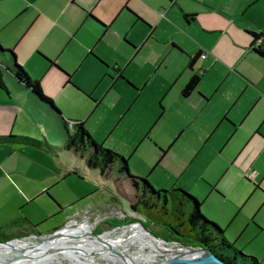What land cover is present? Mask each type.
<instances>
[{
  "label": "crops",
  "instance_id": "obj_1",
  "mask_svg": "<svg viewBox=\"0 0 264 264\" xmlns=\"http://www.w3.org/2000/svg\"><path fill=\"white\" fill-rule=\"evenodd\" d=\"M259 45L264 49V0H0V46L15 53L62 118L17 81L2 53L9 92L0 89V100L16 105L46 138L67 119L83 121L104 146L128 157L130 173L158 190L200 196L201 208L224 215L220 226H234L239 240L260 241L255 248L264 256ZM194 75L199 84L184 96ZM104 100L116 108L108 132L98 133L91 115ZM114 180L120 193L129 189L130 206L136 191ZM43 222L18 220L0 233L21 236Z\"/></svg>",
  "mask_w": 264,
  "mask_h": 264
},
{
  "label": "rangeland",
  "instance_id": "obj_2",
  "mask_svg": "<svg viewBox=\"0 0 264 264\" xmlns=\"http://www.w3.org/2000/svg\"><path fill=\"white\" fill-rule=\"evenodd\" d=\"M3 49L7 50L5 48ZM18 65L20 64L18 63ZM0 94H2L1 90ZM15 106L10 103L8 106H5L0 100V135L29 136L40 141H47L55 148L52 151L45 148L46 146L40 148L32 145H0V230L3 229L2 227L18 220L26 222V220L32 221L40 219L44 222L33 230H37L41 234H48L61 228L68 220L75 218L76 221L70 223L69 228L84 227L91 229L92 233L97 235L98 233L101 235L112 233L121 234L125 231L120 228L115 231L112 230L117 227V223L129 224L136 222V220H141L139 218L140 216L137 217L136 215H128L125 217L120 212L122 211L121 209H119L120 211L108 209V205L112 203L117 205L120 202L123 205H128L126 197L130 195L129 189L122 191L127 192L124 195L118 191V187L115 184L114 177L118 175L117 168L113 167L109 176H101V179H99L100 172L98 169L92 170L87 166L86 157L82 159L79 154H75L72 150L67 151L61 149L67 139L64 128L61 131L53 129V127L48 128V132H46L48 138H46L43 135L42 129L38 128V124L32 121L31 118H27ZM115 108L114 104L110 103V100H104L99 104L95 114L91 115V120L99 130L98 133L108 132L110 116L115 111ZM6 109H9L8 113L5 112ZM71 121L67 119L70 131H72ZM93 139L97 144L103 143L102 138L99 136H96V138L93 137ZM116 145V148L122 149V146H119L120 144ZM58 149H61V151ZM117 153L121 156L123 155L119 152ZM125 157L128 158L127 156ZM75 171L78 174H75ZM70 172L72 174H69ZM130 175L135 176L132 173ZM43 188L44 190L49 189V192L44 193V195L41 194ZM161 190L169 192L172 188ZM34 193H36L35 197L38 199L26 204L31 200L28 196H34ZM189 194L202 203L200 196L197 198L193 194ZM87 211L90 213L93 211L92 215H89ZM200 211L202 216L210 222L218 226L221 225V220L219 219L224 215L218 210L211 209L209 212L200 208ZM118 220L121 222H118ZM220 227L224 230L226 238L236 244L235 246L240 251L246 255L256 257L264 264V256L255 248L258 247L260 241H245V238L239 240L234 226L228 229L226 226ZM151 229L156 235L162 238L167 237V232L164 227L151 224ZM140 234L147 238L144 233ZM3 237L5 238L0 233L1 240H4ZM82 237L87 238L86 235H78L75 239ZM262 243H264V238ZM124 245V242L118 241L110 244V246H114L117 249H124ZM167 248L171 250L168 246ZM134 251L137 253H134ZM144 252V249L130 248L125 253L127 255L134 253L130 256V258L134 259L144 254ZM159 252L162 254L161 251ZM66 254L71 260L75 259V261L77 259L76 257H78V260L80 259L79 261L77 260L79 264H82V260L86 258V255L83 253H79L76 256L74 251L69 253L66 251ZM156 257L158 258L153 260L152 264H162L169 260L165 254H157ZM94 260L97 264H121V261L115 255L113 258L114 261L100 255H96ZM66 263L70 264L68 260H66ZM137 264L151 263L141 260Z\"/></svg>",
  "mask_w": 264,
  "mask_h": 264
},
{
  "label": "trees",
  "instance_id": "obj_3",
  "mask_svg": "<svg viewBox=\"0 0 264 264\" xmlns=\"http://www.w3.org/2000/svg\"><path fill=\"white\" fill-rule=\"evenodd\" d=\"M253 37L255 39L254 43L261 39L258 34H253ZM254 50L264 57V49L260 45L255 47ZM0 53L8 55L17 81L26 87L38 101L47 103L62 118L60 110L56 108L53 101L44 95L40 83L31 80L25 69L18 65L15 53L12 50H4L1 46ZM194 61L195 58L191 59L190 67ZM0 65L3 68L7 66L5 62L0 63ZM199 81L200 76L194 75L183 89V95H190L197 88ZM0 89L9 92L1 69ZM62 124L67 139L61 149L72 150L75 154H79L81 158L86 157L87 166L92 169H99L102 176H109L113 167L117 168L118 181L127 180L130 187L136 191V200L131 204V209L145 217V225L148 228H151V224L162 226L167 232V237L164 239L203 246L229 264H262L256 257L246 255L240 251L234 243L226 238L224 230L220 226L202 216L200 211L201 202L197 201L184 189L174 188L169 192L156 190L146 178L130 175L127 159L124 156L119 155L103 144H97L83 121H73L72 131L68 128L66 121H63ZM9 140L40 148L46 146L45 148L52 151L55 148L47 141H40L32 137L13 135L0 137V143ZM61 149L58 150L61 151Z\"/></svg>",
  "mask_w": 264,
  "mask_h": 264
},
{
  "label": "water",
  "instance_id": "obj_4",
  "mask_svg": "<svg viewBox=\"0 0 264 264\" xmlns=\"http://www.w3.org/2000/svg\"><path fill=\"white\" fill-rule=\"evenodd\" d=\"M118 203V202H117ZM131 206V204H130ZM130 206H125L120 202L115 205L110 204L108 209L112 211H120L126 216L136 215L141 220H136L129 224H124L119 227L130 226L134 223H140L144 228L145 232L151 234V236L167 244L176 245L180 248L185 249L186 252L178 254V257H173L171 259L170 255H165L169 258L168 262L162 264H229L228 262L221 259L217 254L213 253L210 249L203 246H194L192 244H185L181 241L176 240H166L158 235H156L151 228L145 225L146 219L142 215L138 214L135 210L131 209ZM70 223H66L61 228L55 230L54 232L47 235H30L26 237H20L10 240H0V246L3 250H0V264H26L31 260L39 257H49L57 253L65 254L66 251H78V253H83L86 255L84 259L94 258L96 255H115L121 261V264H137L130 256H128L123 250H119L114 246L106 245L105 248H98L96 250H88L81 248L78 245L67 244L59 245L50 249H42L41 245H47L51 243L54 239L58 238L67 228H69ZM89 238L94 240L96 243L103 244L101 236L95 233H87ZM21 241H33L32 244L23 246L19 244ZM87 260H82V264H90Z\"/></svg>",
  "mask_w": 264,
  "mask_h": 264
},
{
  "label": "bare ground",
  "instance_id": "obj_5",
  "mask_svg": "<svg viewBox=\"0 0 264 264\" xmlns=\"http://www.w3.org/2000/svg\"><path fill=\"white\" fill-rule=\"evenodd\" d=\"M120 229H122L125 232L121 233V234L112 233V234L100 235L101 240L103 241V244H99V243H96L94 240H92L91 238H89L86 235L87 233H92L91 229H86L84 227L67 228L58 238L54 239L51 243H49L47 245H41V248L42 249H50V248H54V247L59 246V245L74 244V245H78L81 248H85L88 250H96V249L101 248V247L105 248L106 245H110V244L114 243V241H116V240L118 242L124 241L125 248L124 249L121 248L119 250H123L126 252L130 248H134V249L139 248V250L144 249V251H145L144 254L137 256L133 260L136 263L140 262L141 260L142 261H149L151 264H152L153 260L158 258V257H156L157 254L158 255L165 254L167 256L170 255V257L173 258V257H178V254L186 252L185 249L180 248L176 245L166 244L165 242L154 239L151 236V234L145 232L144 228L142 227V225L140 223H134L130 226L120 227ZM140 233H144V235L147 238L141 236ZM78 235H86L88 240H90V241L88 243H84L83 241L78 242V241L74 240L75 237ZM127 241H129V242H127ZM32 243H33V241H21V242H19V244H21L23 246L30 245ZM167 246L169 248H171V250L168 249ZM157 249L159 251H161L162 254ZM0 250H3V247L0 246ZM155 252H157V253H155ZM74 253L76 255H79L78 251H75ZM134 253H137V252L134 251ZM134 253H129L128 256H131ZM61 255H63V254L57 253L55 255H51V256L45 257V258L44 257L35 258L26 264H56V262H57V264H62V263L67 264L64 262H60V260H55V258H57ZM65 255H67V254L65 253ZM103 257H106L109 260H113L114 255H112V254L111 255H103ZM76 258H77L76 261L74 258H73L74 260H71V258H68L70 260L69 261L70 264H79V262H77L78 257H76ZM87 261L90 264H97V262H95L94 258H90ZM167 262H168V260H167Z\"/></svg>",
  "mask_w": 264,
  "mask_h": 264
},
{
  "label": "flooded vegetation",
  "instance_id": "obj_6",
  "mask_svg": "<svg viewBox=\"0 0 264 264\" xmlns=\"http://www.w3.org/2000/svg\"><path fill=\"white\" fill-rule=\"evenodd\" d=\"M93 212V211H92ZM92 212L90 213V212H88L87 211V213L89 214V215H92ZM107 218V217H106ZM74 221H76L75 220V218H73V219H70V220H68L66 223H72V222H74ZM118 222H121V221H119L118 220ZM65 223V224H66ZM64 224V225H65ZM63 225V226H64ZM121 225H124V224H116V228H114V229H112L113 231H115V230H117L118 228H120L119 226H121ZM112 230H110V231H112ZM54 232V231H53ZM48 234H50V233H48ZM30 235H47V234H41V233H38L37 232V230H31V231H29V232H27V233H25V234H23V235H21V236H17V237H13V238H4V240H10V239H15V238H20V237H26V236H30ZM98 235H101V234H99L98 233ZM0 240H1V238H0ZM3 240V239H2ZM76 241H78V242H81V241H83L84 243H88L90 240H88V238H86V237H82V238H78V239H75ZM116 242H117V240H116ZM124 242V241H123ZM76 256H78V255H76ZM69 257L67 256V255H65V254H63V255H61V256H59V257H57V258H55V260H60V262H64V263H66V260H68V261H70L69 259H68Z\"/></svg>",
  "mask_w": 264,
  "mask_h": 264
},
{
  "label": "built area",
  "instance_id": "obj_7",
  "mask_svg": "<svg viewBox=\"0 0 264 264\" xmlns=\"http://www.w3.org/2000/svg\"><path fill=\"white\" fill-rule=\"evenodd\" d=\"M260 41H261V39H259V40L257 41V43H260ZM202 57L205 58V57H206V54H203ZM71 125H72V123H71ZM253 173H254V172H253ZM253 173H252V174H249V176H250V177H254L256 174H253Z\"/></svg>",
  "mask_w": 264,
  "mask_h": 264
}]
</instances>
